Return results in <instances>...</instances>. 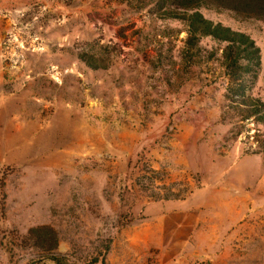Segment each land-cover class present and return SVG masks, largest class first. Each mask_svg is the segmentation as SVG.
Returning a JSON list of instances; mask_svg holds the SVG:
<instances>
[{
  "label": "rangeland",
  "instance_id": "rangeland-1",
  "mask_svg": "<svg viewBox=\"0 0 264 264\" xmlns=\"http://www.w3.org/2000/svg\"><path fill=\"white\" fill-rule=\"evenodd\" d=\"M173 7L0 0V264L44 255L38 225L70 264H264V129L228 102L224 43L184 56ZM199 10L256 41L264 101V19Z\"/></svg>",
  "mask_w": 264,
  "mask_h": 264
},
{
  "label": "trees",
  "instance_id": "trees-1",
  "mask_svg": "<svg viewBox=\"0 0 264 264\" xmlns=\"http://www.w3.org/2000/svg\"><path fill=\"white\" fill-rule=\"evenodd\" d=\"M169 1V0H167ZM173 8L167 9L163 18H175L183 21L187 27L184 56L193 60L192 50L198 47L203 37H211L224 43L221 65L228 80L226 97L230 106L236 109L241 120H252L264 129V101L252 94L253 84L258 77L261 65V49L256 41L246 32L235 30L221 22H215L199 10L203 1H214L220 7L247 16L264 19V0H171ZM78 57L92 69L105 68L103 58L89 52H80ZM264 131V130H263ZM263 144L264 140H257ZM5 181L0 178L3 189ZM29 237L44 255L33 264H45L49 259L56 264H70L69 258L58 253V233L50 225H38L29 229Z\"/></svg>",
  "mask_w": 264,
  "mask_h": 264
}]
</instances>
